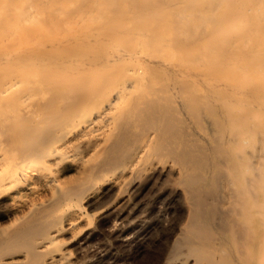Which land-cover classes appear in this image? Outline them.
<instances>
[{
  "label": "bare ground",
  "instance_id": "bare-ground-1",
  "mask_svg": "<svg viewBox=\"0 0 264 264\" xmlns=\"http://www.w3.org/2000/svg\"><path fill=\"white\" fill-rule=\"evenodd\" d=\"M144 191L168 258L264 264V0H0V264H81Z\"/></svg>",
  "mask_w": 264,
  "mask_h": 264
},
{
  "label": "rangeland",
  "instance_id": "rangeland-1",
  "mask_svg": "<svg viewBox=\"0 0 264 264\" xmlns=\"http://www.w3.org/2000/svg\"><path fill=\"white\" fill-rule=\"evenodd\" d=\"M146 200L145 205L139 202ZM139 211L130 219L132 206ZM96 209H90L94 212ZM123 218H96L87 248L78 253L81 264H182L184 254L168 258L167 251L182 223L183 208L169 198L155 199L144 191L123 209ZM125 216V218H124Z\"/></svg>",
  "mask_w": 264,
  "mask_h": 264
}]
</instances>
